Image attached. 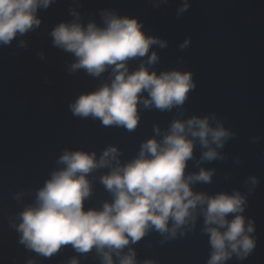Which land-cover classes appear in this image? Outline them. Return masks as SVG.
I'll list each match as a JSON object with an SVG mask.
<instances>
[{
	"label": "water",
	"instance_id": "95a60500",
	"mask_svg": "<svg viewBox=\"0 0 264 264\" xmlns=\"http://www.w3.org/2000/svg\"><path fill=\"white\" fill-rule=\"evenodd\" d=\"M184 3L187 10L178 13ZM102 13L134 18L145 36L166 43L164 48L150 46L144 57L126 64L129 74L142 63L157 75L192 73L195 88L183 105L161 111L138 103L139 119L131 131L72 113L70 105L81 95L110 85L111 66L99 77L85 69L72 71L77 58L54 46L50 33L60 23L103 27ZM36 16L38 27L0 44V264H103L95 247L81 253L71 244L62 245L48 257L27 248L17 231L19 214L35 205L36 193L51 173L64 168L58 160L65 151L95 153L99 160L115 147L123 166L138 157L149 139L162 141L173 121L192 117H208L210 126L220 123L233 133L216 149L222 159L213 161L201 160L206 149L194 141L185 176L200 169L213 175L210 183L190 185L192 191L210 197L239 192L246 198L241 215L254 225L252 252L242 260L233 254L223 264H264V0H53L46 9L38 8ZM153 52L158 60L149 65ZM140 95L149 98L147 92ZM110 171L97 168L86 175L90 195L83 201L84 211L102 210L104 203L113 202L101 183ZM250 177L258 181L254 187ZM203 228V216L197 213L195 223L177 229L175 236L152 228L121 254L132 249L136 264H208L212 248ZM112 259L119 264L114 253Z\"/></svg>",
	"mask_w": 264,
	"mask_h": 264
},
{
	"label": "clouds",
	"instance_id": "9594fccd",
	"mask_svg": "<svg viewBox=\"0 0 264 264\" xmlns=\"http://www.w3.org/2000/svg\"><path fill=\"white\" fill-rule=\"evenodd\" d=\"M52 2L0 0V44L8 45L18 34L24 35L38 27L41 21L36 16L37 9H46ZM187 8L188 4L184 3L178 13ZM101 15L103 27L95 23L86 27L77 22L60 23L50 33L54 46L77 58L72 71L85 69L89 75L99 77L111 66L110 85L81 95L70 105L72 113L99 118L105 126H123L131 131L138 123V103L161 111L183 105L189 91L195 88L192 73L170 71L157 75L142 63L139 70L129 74L126 64L129 59L144 57L150 46L159 44L164 48L166 43L145 36L142 25L134 18L118 17L114 13ZM187 44L185 41L181 48ZM157 60L153 52L147 64ZM142 92H147L149 98H143ZM156 132L159 134V129ZM232 136L220 123L210 126L208 117H192L184 122L173 121L162 141L149 139L141 145L138 157L123 166L115 147L107 148L99 160L95 153L65 151L58 160L64 168L51 173V178L37 191L35 205L19 214L20 243L45 257L67 244L81 253L95 247L102 255L103 264H113V253L119 264H136L132 249L121 254L126 246L140 241L152 228L175 236L177 229L194 224L199 213L212 248L208 264H223L233 254L244 259L255 247L251 235L253 222L248 220L246 224L241 215L246 198L239 192L219 193L214 197L194 193L190 185L210 183L213 175L210 170L200 169L197 174L185 176L186 162L193 157L196 139L206 149L201 160L213 161L222 159L216 149L222 148ZM105 167L111 171L101 177V183L113 194V202L104 203L102 210L84 211L83 201L90 195L86 175ZM249 182L254 187L258 181L250 177ZM229 214L232 219H228Z\"/></svg>",
	"mask_w": 264,
	"mask_h": 264
}]
</instances>
